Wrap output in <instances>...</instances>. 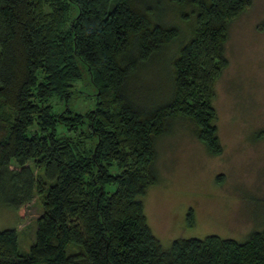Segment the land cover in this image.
<instances>
[{
    "label": "trees",
    "instance_id": "16d2710c",
    "mask_svg": "<svg viewBox=\"0 0 264 264\" xmlns=\"http://www.w3.org/2000/svg\"><path fill=\"white\" fill-rule=\"evenodd\" d=\"M158 2L0 0V203L20 217L34 194L41 205L26 251L14 228L0 230V264H264V227L240 242L210 234L162 248L146 223L138 196L155 182L167 121H190L207 151L220 152L212 85L226 64L227 23L250 4L162 0L188 5L193 22L167 63V97L153 103L128 86L177 35ZM83 73L94 104L78 112L66 102Z\"/></svg>",
    "mask_w": 264,
    "mask_h": 264
},
{
    "label": "rangeland",
    "instance_id": "374dc122",
    "mask_svg": "<svg viewBox=\"0 0 264 264\" xmlns=\"http://www.w3.org/2000/svg\"><path fill=\"white\" fill-rule=\"evenodd\" d=\"M156 9L158 17H166L178 30L177 35L141 64L128 86L131 98H148L153 103L167 97V63L187 38L193 22L188 5L168 7L160 0ZM226 30L222 44L226 64L212 85L211 100L220 152L212 155L207 151L193 135L190 121L171 118L168 133L154 143L155 182L138 196L146 223L162 248L175 238L210 234L240 242L264 227V0H250L249 6L227 23ZM73 87L75 92L66 105L78 112L91 108L93 88L85 73ZM189 208L191 226L185 225ZM40 211L35 194L23 207L21 217L0 203V230L15 229L20 251H26L33 241L34 219Z\"/></svg>",
    "mask_w": 264,
    "mask_h": 264
}]
</instances>
